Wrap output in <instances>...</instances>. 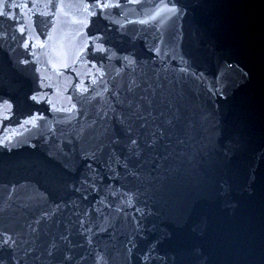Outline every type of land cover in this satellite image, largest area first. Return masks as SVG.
Returning a JSON list of instances; mask_svg holds the SVG:
<instances>
[{
    "label": "water",
    "instance_id": "water-1",
    "mask_svg": "<svg viewBox=\"0 0 264 264\" xmlns=\"http://www.w3.org/2000/svg\"><path fill=\"white\" fill-rule=\"evenodd\" d=\"M0 2L2 264H264V0Z\"/></svg>",
    "mask_w": 264,
    "mask_h": 264
},
{
    "label": "snow or ice",
    "instance_id": "snow-or-ice-1",
    "mask_svg": "<svg viewBox=\"0 0 264 264\" xmlns=\"http://www.w3.org/2000/svg\"><path fill=\"white\" fill-rule=\"evenodd\" d=\"M128 2L133 3V2H135V0H128ZM33 6H35V5H33ZM52 6L55 7L57 9V11H59L62 5L60 3H54ZM120 6L121 5L119 3V0H92V2L90 4L89 3L83 4L82 8H83V12L85 14L84 18H82L76 22L87 26V24H88L87 17H92V16L97 15V12L93 11L92 9H98L100 16L103 17L104 13L107 9L119 8ZM7 7H8V5L6 3L0 2V15H4V16L8 15V13L6 12ZM178 11H179V9L177 8V6L175 4H172L171 7H169V5L165 2V0H161V3L155 7V10L152 12V14L150 16H148L146 20H141L139 22L140 23H146V22H148V20L156 19L158 16H160L163 13L175 14ZM104 18H107V17H104ZM19 30L21 32H23L24 28L21 26L19 28ZM25 46H27V41H25ZM99 50L103 51L104 49L102 47H100ZM80 51H83V48H81ZM32 99L37 100V97L33 96ZM4 105H6L8 108L11 107V105H9L7 101L4 102ZM28 122L29 123H35V117L29 118ZM0 143H2V141H0ZM132 143L134 144L135 141H132ZM0 264H2V262H0Z\"/></svg>",
    "mask_w": 264,
    "mask_h": 264
}]
</instances>
